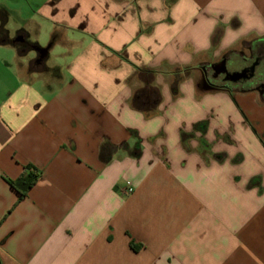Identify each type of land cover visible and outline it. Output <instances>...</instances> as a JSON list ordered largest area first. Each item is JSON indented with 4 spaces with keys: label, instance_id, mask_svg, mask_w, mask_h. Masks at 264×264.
<instances>
[{
    "label": "crops",
    "instance_id": "1",
    "mask_svg": "<svg viewBox=\"0 0 264 264\" xmlns=\"http://www.w3.org/2000/svg\"><path fill=\"white\" fill-rule=\"evenodd\" d=\"M37 12L63 66L0 43L1 264H264L262 81L204 78L264 53V0Z\"/></svg>",
    "mask_w": 264,
    "mask_h": 264
},
{
    "label": "rangeland",
    "instance_id": "2",
    "mask_svg": "<svg viewBox=\"0 0 264 264\" xmlns=\"http://www.w3.org/2000/svg\"><path fill=\"white\" fill-rule=\"evenodd\" d=\"M45 1L47 0H0V29L4 24L9 41L16 39L18 34L25 33L29 42L40 41L43 48L51 46V23L41 18L37 12ZM0 32L2 34L3 30ZM9 41L8 43L12 44ZM4 49L0 47V69L2 71L5 69L6 61L10 60L11 57ZM62 50L60 45L51 47L47 66L52 64L63 66V60L58 57ZM27 54L36 56L34 50L28 51ZM227 68L229 72H234L235 66L229 64ZM36 69L40 70V68Z\"/></svg>",
    "mask_w": 264,
    "mask_h": 264
},
{
    "label": "flooded vegetation",
    "instance_id": "3",
    "mask_svg": "<svg viewBox=\"0 0 264 264\" xmlns=\"http://www.w3.org/2000/svg\"><path fill=\"white\" fill-rule=\"evenodd\" d=\"M10 42L15 45L23 55H26L30 50L35 51V49L39 47L36 43L29 42L25 33L18 34L17 38L10 40ZM36 55L37 56L33 61V68L45 67V59L42 58V53H36ZM245 69L249 70V81L256 84L262 81V83L259 84V90L263 92L264 96V53H261L255 58ZM204 75L206 82L214 87L229 88L233 85V82L225 80V75L215 77V72L213 71L210 73L205 72Z\"/></svg>",
    "mask_w": 264,
    "mask_h": 264
},
{
    "label": "trees",
    "instance_id": "4",
    "mask_svg": "<svg viewBox=\"0 0 264 264\" xmlns=\"http://www.w3.org/2000/svg\"><path fill=\"white\" fill-rule=\"evenodd\" d=\"M3 30V33L1 34L0 32V43L3 44H9V38H8V32L5 29V25L3 24L1 26V29ZM10 42V41H9ZM142 72L146 73L147 75H152L151 71H145L143 70ZM144 110H146L147 112H152L153 111V107H142ZM32 167H28L29 173L26 175H23L21 178H19L17 181L11 182V185L13 187H15L20 194V198L19 201L22 200L24 197L27 196L28 192L32 189V187L34 186L36 180H37V175L34 174L33 171H31ZM132 247L134 249H138L139 246H136L134 244H132Z\"/></svg>",
    "mask_w": 264,
    "mask_h": 264
},
{
    "label": "water",
    "instance_id": "5",
    "mask_svg": "<svg viewBox=\"0 0 264 264\" xmlns=\"http://www.w3.org/2000/svg\"><path fill=\"white\" fill-rule=\"evenodd\" d=\"M50 47L51 46L47 48H43L39 46L37 49H35V52L37 54L42 53V58L46 59L49 54ZM214 72H215V77H218L220 75H225V80L229 82H233V83H237V82H240L241 80H246L249 78L248 69H244L243 71H240V72H229L227 65H226V61H223L220 65H217L216 67H214ZM208 88L209 90L213 89V87L211 86H209Z\"/></svg>",
    "mask_w": 264,
    "mask_h": 264
},
{
    "label": "built area",
    "instance_id": "6",
    "mask_svg": "<svg viewBox=\"0 0 264 264\" xmlns=\"http://www.w3.org/2000/svg\"><path fill=\"white\" fill-rule=\"evenodd\" d=\"M133 192H134V187L130 183H127V186L125 188V193L129 195L132 194Z\"/></svg>",
    "mask_w": 264,
    "mask_h": 264
}]
</instances>
